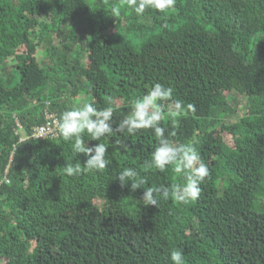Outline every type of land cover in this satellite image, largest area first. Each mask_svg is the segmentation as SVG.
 Returning <instances> with one entry per match:
<instances>
[{
	"label": "trees",
	"instance_id": "1",
	"mask_svg": "<svg viewBox=\"0 0 264 264\" xmlns=\"http://www.w3.org/2000/svg\"><path fill=\"white\" fill-rule=\"evenodd\" d=\"M154 83L195 105L173 124L166 102L160 122L209 168L195 201H142L185 182L150 165L152 129L85 134L110 163L71 177L65 163L87 157L33 138L84 103L112 107L115 130ZM126 167L143 188L121 185ZM172 249L185 264H264V0H177L143 17L127 0H0V264H171Z\"/></svg>",
	"mask_w": 264,
	"mask_h": 264
},
{
	"label": "clouds",
	"instance_id": "2",
	"mask_svg": "<svg viewBox=\"0 0 264 264\" xmlns=\"http://www.w3.org/2000/svg\"><path fill=\"white\" fill-rule=\"evenodd\" d=\"M177 0H127L128 6L138 17H143L146 9L159 12L174 10ZM112 16L121 15L118 7L112 8ZM174 88L162 83L151 85L144 95L135 99L129 115L120 120L116 129L111 126L114 109L106 107L97 109L92 103H84L81 107L64 111L58 121V133L65 141L71 142V150L75 154H84L85 163L66 162L63 171L67 176H78L85 172L104 170L110 161L106 158L109 145L98 143L89 147L85 142V134L92 140L100 141L106 135L111 137L114 132L135 134L141 129H152L156 137L154 151L151 153L150 165L160 171L174 165V172L184 174L183 184L173 185L171 191L167 187H147L145 179L137 180L136 169L126 167L119 171L118 179L122 186L131 182V190L143 188L142 201L145 205L157 206L159 197L173 198L180 203L195 201L199 198L201 184L210 175L207 164L202 160L197 148L192 143H174L165 133L160 122L164 118L165 103L170 102L167 111L173 124H178L176 117L182 115L185 107L195 111V105H185L179 99H173ZM171 264H185L184 253L180 249H172L169 254Z\"/></svg>",
	"mask_w": 264,
	"mask_h": 264
},
{
	"label": "built area",
	"instance_id": "3",
	"mask_svg": "<svg viewBox=\"0 0 264 264\" xmlns=\"http://www.w3.org/2000/svg\"><path fill=\"white\" fill-rule=\"evenodd\" d=\"M47 120L49 121L46 126L38 127L34 134L33 138H47V137H58V119H55V116L52 114L47 115ZM9 182V181H7Z\"/></svg>",
	"mask_w": 264,
	"mask_h": 264
},
{
	"label": "rangeland",
	"instance_id": "4",
	"mask_svg": "<svg viewBox=\"0 0 264 264\" xmlns=\"http://www.w3.org/2000/svg\"><path fill=\"white\" fill-rule=\"evenodd\" d=\"M37 57H38V60H39L40 64L43 66L46 59H45V55H44L43 49L41 47H39V49H38V56ZM81 98L84 99V96H82ZM233 99L238 101V103L239 102L243 103V101H244L242 96H237V95H233ZM242 114H244V107H241L240 111H239V115H242Z\"/></svg>",
	"mask_w": 264,
	"mask_h": 264
}]
</instances>
